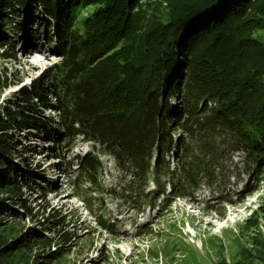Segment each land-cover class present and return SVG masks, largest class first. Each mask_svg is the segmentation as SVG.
Instances as JSON below:
<instances>
[{"label":"rangeland","instance_id":"374dc122","mask_svg":"<svg viewBox=\"0 0 264 264\" xmlns=\"http://www.w3.org/2000/svg\"><path fill=\"white\" fill-rule=\"evenodd\" d=\"M181 1L63 0L65 5L59 22L55 15L49 17L44 12L37 0L5 1L0 16H9V19L0 18V42L5 40L9 44L14 58L2 60L0 57V126L5 123L3 119L7 112H15L19 120L28 98L38 93V86H43L52 100L50 89L55 86L61 65L60 35L77 33L82 38L81 23L84 20L92 30L104 29L102 35L106 42L111 39V46L116 43L115 35L123 34L128 49L132 45L137 51L138 39L147 38V48L141 52L157 62L167 58V49L173 44V40L167 41L172 28L184 25L181 34L173 37L176 45L179 43L173 52L174 67H178L173 73L178 81L181 80L178 82L181 86L190 66L186 65L187 59L179 66L176 60L187 58L194 41L189 40L191 36L197 31V36L209 31L208 42L223 45L228 42L217 30L210 29L211 22L203 29L205 32L200 31L203 27L195 29V19L200 15L206 17L208 11H201L191 21H186L188 18L184 19L186 14H183L181 23L178 20L164 28L154 25L160 14L176 17L173 8H179ZM251 1L246 0L244 4ZM219 3L213 7L223 8ZM53 7L55 9V5ZM227 10V7L223 8V11ZM11 12L16 14L11 16ZM242 12L240 16L247 17L251 9ZM183 13L191 11L185 8ZM97 15L100 20L104 19L100 25L93 23ZM114 15L122 22L109 27L106 22L111 24ZM256 17L263 21H257L256 27L249 25L244 31L255 38L261 47L257 51L262 53L264 8ZM90 20L93 24L88 23ZM228 20L224 18L223 21ZM183 44L188 47L182 48ZM255 59L263 62L259 72L263 73L261 83L264 84V57L257 54ZM194 65L198 75L204 72L205 66ZM197 81L196 78L192 84ZM186 98V106H196L195 110L202 104V101H196L194 92L189 91ZM167 100L174 111L182 103L177 95ZM205 105L212 108L215 103L210 101ZM42 113L55 119V113L48 109H42ZM261 118L264 120V104ZM54 119L38 124L40 116L35 118V127L38 124L39 130L30 125L18 130L11 128L5 134L0 132V145L8 150L5 153L0 150L1 182L16 179L28 184L21 188V199L12 200L8 193L0 192V264H264V129L255 137L257 149L253 151L249 147V153L242 149L232 150L231 139L227 137L229 133H217L214 139L217 149L210 153L215 163L206 170L201 166L194 182L189 180L179 189L176 135L180 129L175 126L171 131L174 144L165 147L158 166H154L152 159L148 185L143 191L144 196H139V189L135 187L139 181L118 182L112 156L102 147L77 136L63 147L65 136ZM42 129L49 135L44 136ZM221 139L223 143L227 142L226 146L220 144ZM88 155L99 162L93 171V179L84 170L83 162ZM51 156L56 157L54 161L59 165L54 164ZM59 168L66 173L65 181L58 180L55 174L53 181L45 180L44 174H52ZM21 200L34 209L44 205L60 209L68 219V230H75V236L61 246L56 235L40 228L35 218L26 217L25 210L19 205ZM20 230L33 235L44 233L54 239L49 246L36 241L25 248L16 249L15 245L5 249L10 241L20 237ZM56 248H60L61 253L52 260H47L46 256L35 258L37 253L46 255Z\"/></svg>","mask_w":264,"mask_h":264},{"label":"trees","instance_id":"16d2710c","mask_svg":"<svg viewBox=\"0 0 264 264\" xmlns=\"http://www.w3.org/2000/svg\"><path fill=\"white\" fill-rule=\"evenodd\" d=\"M5 1L10 0H0V12L4 11L2 8ZM244 1L246 2V0H182L179 8H173L177 13L176 17L173 14L158 16L159 20L154 25L157 27L161 25L164 28L165 25L170 26L178 20L181 23L183 19L180 18L183 14H186L184 19L188 18L187 21L197 17L201 11H208L206 17L200 15L195 19V29L203 27L200 31L205 32L203 29H207L211 22L213 26L210 29L217 30L221 37L228 40L225 45L208 42L206 38L209 31L202 33L201 36L196 35L198 31L189 36V40L194 41L192 40L190 44L187 58L176 60V65L179 66L187 59L186 65L190 66V72L187 78L182 80L181 86L178 84L181 80L178 81L179 78L173 73L175 68L178 69L174 67L173 52L175 46L179 44L176 45L177 41H174V38L177 36H174L181 34L184 25L178 24L172 28V33L167 36V41L173 40V44H169L170 49L166 47L167 58L163 57L157 62L149 60V57L141 52L147 48V38L138 39L137 51L132 45L128 49L123 34L119 37L115 35L116 43L111 46L109 44L111 39L106 42L107 39L102 35L104 29L97 30L94 27L95 30H92L87 27L85 20L82 21V38H79L77 33L60 35L61 65L55 86L50 89L52 100L46 95L43 86L36 87L38 93L33 95L35 100H32V96L28 98L24 107L26 109L20 113L19 120L15 117V112H7L0 132L5 134L11 128L18 130L28 128L30 125L39 130V123H50L54 119L43 115L42 109H48L55 113L54 120L65 136L63 147H67L69 139L76 136L82 141L102 147L112 156L119 176L118 182L139 181L135 186L139 189V196H144L143 191L148 185L152 159L155 160L154 166H158L165 147L172 145L171 131L175 126L180 129L177 138L175 137L178 149L176 179L180 181L179 189L189 180L194 182L201 166L206 170L215 163L210 153L217 149L214 140L217 133H229L227 137L231 139L229 143H232V150L242 149L246 153H249V147L253 151L256 150L255 137L264 129L262 127L264 120L261 118L264 84L261 83L263 73L259 72L263 62L259 63L255 57L257 54L264 57V51L262 53L257 51V48L258 50L261 48L260 45L256 44L258 42L255 38L249 32L245 33L244 29L249 25L256 27L258 22L263 21L256 17V14L264 8V0H253L246 4ZM37 2L49 17L55 15L56 21L59 22L65 5L63 0ZM217 3L228 10L213 7ZM10 4L11 2L8 5ZM185 8L191 13H183ZM241 8L248 12L251 9L250 14L247 17L240 16L244 10ZM221 11L223 15L220 14ZM10 14L12 16L16 12ZM98 16H94L93 23L100 25L104 19L100 20ZM1 17L9 19V16L5 15ZM118 17L114 15L111 24L106 22L108 26L121 24L122 21ZM224 18L229 20L223 21ZM88 23H92V20ZM161 39L165 43L164 38ZM120 41L122 42L118 45ZM188 44H183L182 48L188 47ZM0 46L4 47L0 48L2 60L14 58L5 40L0 42ZM194 63L205 66L204 72L198 75ZM196 78L198 81L193 85L192 81ZM189 91L194 92L196 101H202L198 110H195L196 106H186L188 102L186 95ZM176 95L182 103L179 104V109L174 111L167 98ZM210 101L215 103L212 108L205 105ZM219 115L221 116L218 119ZM38 116L41 120H38L35 127V118ZM41 131L44 136L49 135L46 130ZM226 143L220 140L222 146H226ZM207 145L209 147L205 148ZM0 148L2 153L8 151L6 146L0 145ZM83 163L84 170L93 179L95 176L93 171L99 162L88 155ZM6 181L0 180L2 185L0 192L8 193L12 200L21 199V188L28 187V184L16 179ZM19 205L25 210L28 219L35 218L40 228H46L51 234L56 235L61 240V246L75 236V230L72 232L68 230V219L60 209H52L48 205L34 209L26 206L23 200ZM52 237H47L44 233L33 235L21 232L20 237L16 241H10L5 249H11L15 245L18 247L16 249L25 248L29 243H37L36 241H40L43 246H49L53 242ZM60 251V248H56L46 255L37 253L35 258L46 256L47 260H52L61 253Z\"/></svg>","mask_w":264,"mask_h":264},{"label":"bare ground","instance_id":"6f19581e","mask_svg":"<svg viewBox=\"0 0 264 264\" xmlns=\"http://www.w3.org/2000/svg\"><path fill=\"white\" fill-rule=\"evenodd\" d=\"M36 64H38V62H35V65H36ZM74 157H75V155H74ZM54 174H55V173H54ZM44 178H45V180H47V181H50V182L53 181V180H54L53 173H52V174L50 173V174H47V175L44 174Z\"/></svg>","mask_w":264,"mask_h":264}]
</instances>
